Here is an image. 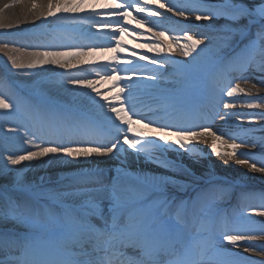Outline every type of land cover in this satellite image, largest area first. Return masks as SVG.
<instances>
[{
  "label": "snow or ice",
  "instance_id": "1",
  "mask_svg": "<svg viewBox=\"0 0 264 264\" xmlns=\"http://www.w3.org/2000/svg\"><path fill=\"white\" fill-rule=\"evenodd\" d=\"M11 7H0V30L26 24L35 28L38 22L52 31H76L84 25L62 18L76 21L102 14L137 19L133 11L147 14L137 19L142 28L152 18L170 19L168 13H174L182 18L177 23L184 25L180 30L185 42L173 46L163 39L164 31L153 33L149 28L155 42L138 44L129 57L122 35L128 29L117 27L108 32L112 47L48 43L29 51L0 44L9 73H47L50 82L66 91L83 92L80 86H86L89 96H103L60 108L45 106L31 94L15 102L0 94V110L24 121L7 129L0 123V144L9 133L24 129L21 139L29 145L0 151V264H264V190L249 191L243 175L219 176L207 167L197 170L200 157L194 155V142L203 141L205 146L210 143L209 155L220 157L223 164L234 162L264 173V158L256 159L257 152L264 157V134L257 136L256 128L243 127L246 122L259 123L264 133V97L246 93L238 83L227 86L226 98L219 90V102L231 113L219 118L232 120L238 130L230 140L207 127L193 131L187 125L191 111L185 99L195 89H218L225 72L240 73L233 79L258 72L264 84V0H136L134 5L46 0L41 6L33 0L23 20L14 22L5 14ZM92 26L112 27L103 21ZM177 51L183 59L172 55ZM112 63L117 67L100 80L67 75L91 68L98 76L96 68L105 71ZM208 68L213 71L205 81L202 75ZM121 71L128 75H116ZM105 81L113 82L115 95L97 88ZM139 87L152 97V107L144 114L133 110L132 93ZM228 99L251 100L248 107L259 111L233 112L235 105ZM137 115L140 118L133 119ZM141 161L155 168L138 167ZM106 162L112 167H103ZM9 165L58 171L35 182ZM233 197L231 210L221 207ZM252 199L260 204L247 202ZM242 245L243 251L235 250ZM245 252H258L262 258L252 260Z\"/></svg>",
  "mask_w": 264,
  "mask_h": 264
},
{
  "label": "bare ground",
  "instance_id": "2",
  "mask_svg": "<svg viewBox=\"0 0 264 264\" xmlns=\"http://www.w3.org/2000/svg\"><path fill=\"white\" fill-rule=\"evenodd\" d=\"M166 2V0H161ZM33 0H0V7L4 4H12L10 9L6 10V15L11 18L14 22L15 19L19 18L23 20L25 14L30 11L31 3ZM34 2L38 5H44L46 0H34ZM117 3L128 5L127 0H116ZM175 2V0H173ZM133 3H136L133 0ZM147 14H137L133 11V16H136L137 19H144ZM170 19L162 20L160 18H152L150 23H145L144 26L141 28L140 25L137 24V19H132V17H128L126 20L118 17H103L101 19H84V18H77L76 21H73L71 18H62L65 23H81L84 25L83 30H76V31H63V30H56L52 31L48 29L47 25L40 26L37 22V27L33 28L30 24L22 25L20 29H10V30H0V44L8 43L10 47H21L26 48L29 51L37 50L36 45H43L48 43H76L83 46L89 47H112L114 46V42L112 38L108 35L109 31H115L117 27H126L128 32L122 34L124 37V42L128 45L130 49L136 48L138 44L143 43H154L152 33L148 32V29L151 28L152 32L156 31H164L166 33L165 37L163 38L168 43H172L175 46L176 43H184L183 39V32L180 30L184 27L182 24L177 23V19H181L178 16H175L174 13H168ZM31 17L29 16V20ZM98 21H103L106 23H111L112 27L108 29H104L101 27H93L92 25L97 24ZM201 24H205L207 22H200ZM26 29L27 34L25 36H17V32L20 30ZM128 33H132L133 35H129ZM139 37L133 38V37ZM59 37H66V39L61 40ZM144 51H147L146 49ZM98 55V54H97ZM129 57L131 53L127 54ZM150 55H155L152 53ZM173 55L177 59H183L179 55V51L173 53ZM0 59L3 61V65L5 68V72L7 75L0 70V94H3L5 97L9 99L10 102L18 101L16 100L15 92L17 88L22 87L28 93H43V95H38L39 100L36 97H33L37 102L42 103L48 107H56L55 104L51 100H46L47 98L59 101L61 103H67L73 106H81L85 103L86 100L91 101L93 97L96 100H102L103 96L95 97V93H92L91 96L88 95L90 90L86 89V86H80L81 88L85 89L83 92H76L75 89L71 91H66L64 88L59 87L56 84L50 82V78L47 73H43L40 76H31L27 73H9L7 71V58L4 53H0ZM102 64L103 62H97ZM146 62H141V65ZM141 65H136L139 68ZM117 65L112 63L110 68L101 71L100 68H96L95 71H99L100 75H95V72L91 68H80L79 70H73L67 75L75 78L80 79H95L100 80L101 77L111 74V70L116 68ZM91 73V74H90ZM116 75L120 76H127V73L124 72H117ZM240 73H228L225 72L220 77V82L218 87L220 90H223V98H226V90L227 86L239 84L242 88L245 89L246 93H252L254 95H259L260 97H264V84L259 83V73L258 72H245L243 76L247 79H233V76H239ZM111 81H105L97 85V88L105 95L109 97L115 95V90L111 87ZM255 85V87H253ZM123 87V85H120ZM127 92V89L125 90ZM239 97L241 94L237 92L235 94ZM213 96H216V100L212 103L210 107V114L209 117L205 120L196 123H187L189 127L192 128L193 131H198L202 127H209L210 125H214L216 128L217 133L224 137L225 140H230L231 136H234L238 133V130L234 127V130H230L231 127L234 126L232 120H220V116H229L231 113L225 112L223 109V103L219 102L222 97L217 93H213ZM132 97H134L136 108L133 109L137 113L144 114L148 108L152 107V97L147 95L142 87L135 89L132 93ZM121 99H124V94H121ZM229 103H234L233 112H248V111H259L256 108H249L248 104L253 103L251 100L245 99H237L235 101L228 99ZM260 102L264 103V100ZM106 105L109 102H105ZM112 106L119 107V104L116 102H112ZM127 108V105H125ZM107 111V107L105 108ZM218 113V114H217ZM131 115V113H129ZM137 117H140L138 115ZM235 117H233V120ZM17 122L23 123L24 121H18L17 117H9L4 113V110L0 112V123H4V128H16ZM147 122V121H146ZM171 122V121H170ZM243 127L247 128H256V135H262L259 131V123L250 125L247 122L244 123ZM35 130V129H33ZM24 129H21L20 136L22 137ZM242 134V133H239ZM9 135V134H8ZM133 134H130V137ZM237 143H241V141L237 140ZM7 148L11 151H17L23 147H29V145L24 144L23 142L19 144H11L6 140L4 143L0 144V151H3L4 148ZM226 150L225 148L221 149V151ZM211 151L210 143L209 145L205 146L203 142L199 143V146H196L194 155L199 156L200 160L196 165L197 170H202L203 168L207 167L209 169H213L215 172H222L228 174H235L236 177H240L243 175L245 182H255L258 184L264 185V173L254 172L251 171L246 165H236L234 162H229L228 164H223L219 161L218 157L213 155H209ZM256 152V150H253ZM6 156L7 152H3ZM18 154H23L22 152H18ZM170 158H172L170 156ZM241 159H247V157H240ZM262 157L258 152L256 154V159H261ZM103 167H112V162H106L102 165ZM260 165H258L259 167ZM9 167H16L20 168V174L22 176L26 175L29 181L39 182L40 177L46 175H55L58 171L57 168H34L29 170L28 168H21L20 166H11ZM138 167L145 168L146 170L154 169L155 166L151 164H145L143 161L140 162ZM3 183V181H0ZM245 246H241L238 248L239 251H243ZM258 252H245L244 255L249 257L252 260H259L260 257L257 256Z\"/></svg>",
  "mask_w": 264,
  "mask_h": 264
},
{
  "label": "rangeland",
  "instance_id": "3",
  "mask_svg": "<svg viewBox=\"0 0 264 264\" xmlns=\"http://www.w3.org/2000/svg\"><path fill=\"white\" fill-rule=\"evenodd\" d=\"M161 2H163V1H161ZM131 50L132 49H130L129 48V52L131 53ZM15 96H20L19 95V90H16V95ZM16 100H18V98L16 99ZM218 159H219V161H221V159H220V157H218ZM222 162V161H221ZM222 173V172H221ZM226 174V173H225ZM228 175H230V176H232V177H236V175L235 174H228ZM247 184H248V186H249V188H248V190L249 191H254V192H256V193H259L261 190H264V185H260V184H258V183H255V182H246ZM248 203H251V204H256V205H259L260 204V200L259 199H252V200H249V201H247ZM229 203H231V206L230 207H228V208H232V206L236 203V200H235V198L233 197V198H231L230 200H225L223 203H222V205L221 206H226V205H228ZM257 220H259L260 219V217H257L256 218ZM258 242V241H257ZM224 243H227V242H224ZM229 247L230 248H232L233 246H231V245H229ZM241 247V246H240ZM235 250L237 251L238 250V248H235Z\"/></svg>",
  "mask_w": 264,
  "mask_h": 264
}]
</instances>
